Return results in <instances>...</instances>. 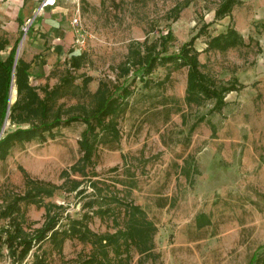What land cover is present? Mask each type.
Masks as SVG:
<instances>
[{
	"label": "rangeland",
	"instance_id": "374dc122",
	"mask_svg": "<svg viewBox=\"0 0 264 264\" xmlns=\"http://www.w3.org/2000/svg\"><path fill=\"white\" fill-rule=\"evenodd\" d=\"M222 1L78 0L79 30L69 23L73 41L48 68L41 67L40 53H32V43H25L32 21L26 20L16 34L0 26V39L7 40L0 59L15 46L0 138L15 129L8 108L16 96L13 72L18 58L29 63V82L36 87L57 84L69 69L67 76L74 77V85L81 87L82 78L90 77L89 92L100 79L131 89L127 107L118 118L119 141L97 146V176L92 177L139 207L152 224V247L143 253L131 247L129 264H264V0H238L230 13L216 18ZM228 27L241 35L243 44L208 48L209 38ZM168 30L162 45V35ZM194 35L193 48L199 51L200 71L207 83L240 85L223 96L220 107L213 98L187 101L186 66L158 65L145 76L151 81L148 86L139 78L141 70L134 71L136 67L117 77L132 42L146 39L147 44H154L155 52L165 55L178 52ZM71 56L79 61L77 69L69 66ZM166 72H170L168 78ZM80 87L68 88L58 102L69 105L82 99ZM83 128L81 121H75L57 128L45 140L14 143L0 158V205L24 192L25 173L31 179L60 185L45 200L62 204L64 214L79 217L80 205L87 198L83 196L91 192L88 176L71 168L81 156ZM112 167L115 170L109 171ZM74 180L80 183L71 189ZM81 187L86 190L78 195ZM22 209L27 229L42 223L43 207L22 204ZM110 218L95 215L88 226L94 232H112L116 227ZM118 220L121 225L122 214ZM4 222L0 219V225ZM89 247L66 239L60 256L48 242L41 249L53 264H73L84 258ZM0 263L10 264L5 255L0 256Z\"/></svg>",
	"mask_w": 264,
	"mask_h": 264
},
{
	"label": "trees",
	"instance_id": "16d2710c",
	"mask_svg": "<svg viewBox=\"0 0 264 264\" xmlns=\"http://www.w3.org/2000/svg\"><path fill=\"white\" fill-rule=\"evenodd\" d=\"M237 1L223 0L215 10L214 16L221 18L227 15ZM169 34L168 30L162 35V45L167 41ZM196 37L194 35L183 43L178 52L165 55L155 52L154 44H147L146 39L140 44L132 42L126 60L118 69L117 77L127 75L131 67H136L134 71L141 70L139 78L144 86H148L151 81L145 76L158 65L173 64L175 69L186 66L187 101L196 103L213 98L216 101L215 105L220 107L223 96L236 90L240 85L216 87L207 83L206 76L200 71L199 51L193 48ZM6 43L5 39H0V50ZM206 43L208 48L225 49L242 45L243 39L234 28L228 27L224 32L210 37ZM141 45L143 52L139 49ZM14 53L13 45L7 57L4 60L0 59V124L7 111ZM69 66L73 69L79 67L76 56L70 57ZM28 67L29 63L22 58H18L14 65L16 96L8 108V117L10 122L15 124V129L0 138V158H3L16 142L45 140L47 137H53L57 128L81 121L84 124L79 140L81 156L71 168L74 172L88 176L90 181L87 186L91 188V192L83 196L87 198L80 205V216L71 217L68 213L64 214L65 207L62 204L45 200L53 196L56 190L61 189L60 185L34 180L24 173L26 186L24 192L5 200L0 205V219L5 221L0 225V256L5 255L10 264H53L47 258L46 252L41 249L42 243L48 242L60 256L64 241L77 239L88 244L90 249L84 258L73 264H129L131 247L138 253L147 252L152 247V224L139 207L120 199L116 191L105 188L104 181L92 180V177L97 176L94 170L97 146L119 141L118 118L127 107V97L132 93L131 89L123 83L100 79L95 90L89 92L86 85L90 77L82 78L81 87L74 85V77L67 76L70 73L69 69L64 70L57 84L36 87L29 82ZM169 74L170 72H166L165 77L168 78ZM157 83L163 84L162 81ZM70 87L73 89L80 87L82 99L69 105L64 101L58 102L59 98L67 95ZM70 94L74 96V93ZM84 95L88 98L85 99ZM22 124L26 126H21ZM114 170L115 167L109 169ZM79 183L74 180L71 189L77 188ZM85 190V187H81L77 194L81 195ZM22 204L43 207V221L39 226L32 229L25 227L28 223ZM120 214L121 225L118 220ZM95 215L101 218L110 216L116 227L114 231L103 233L92 231L88 226V220ZM29 256L30 261L27 260Z\"/></svg>",
	"mask_w": 264,
	"mask_h": 264
},
{
	"label": "crops",
	"instance_id": "0c3cea01",
	"mask_svg": "<svg viewBox=\"0 0 264 264\" xmlns=\"http://www.w3.org/2000/svg\"><path fill=\"white\" fill-rule=\"evenodd\" d=\"M41 1L0 0V26L16 34L32 17L25 43H32V53H40L41 67L48 68L64 56L73 41L70 21L78 0H56L52 6L40 7Z\"/></svg>",
	"mask_w": 264,
	"mask_h": 264
},
{
	"label": "built area",
	"instance_id": "2783aa9c",
	"mask_svg": "<svg viewBox=\"0 0 264 264\" xmlns=\"http://www.w3.org/2000/svg\"><path fill=\"white\" fill-rule=\"evenodd\" d=\"M56 3V0H42L41 1V4H40V7H44V6H52ZM32 19H27V22H31ZM72 27L75 29V31L79 30V26H80V23H79V18L74 15L72 18H71V21H70ZM27 29V26H25L23 28V30L25 31Z\"/></svg>",
	"mask_w": 264,
	"mask_h": 264
},
{
	"label": "bare ground",
	"instance_id": "6f19581e",
	"mask_svg": "<svg viewBox=\"0 0 264 264\" xmlns=\"http://www.w3.org/2000/svg\"><path fill=\"white\" fill-rule=\"evenodd\" d=\"M14 96V87H12V90H11V98Z\"/></svg>",
	"mask_w": 264,
	"mask_h": 264
},
{
	"label": "water",
	"instance_id": "95a60500",
	"mask_svg": "<svg viewBox=\"0 0 264 264\" xmlns=\"http://www.w3.org/2000/svg\"><path fill=\"white\" fill-rule=\"evenodd\" d=\"M17 54H18V48L16 50V56H17ZM8 105H9V100H8ZM8 105H7V107H8Z\"/></svg>",
	"mask_w": 264,
	"mask_h": 264
}]
</instances>
